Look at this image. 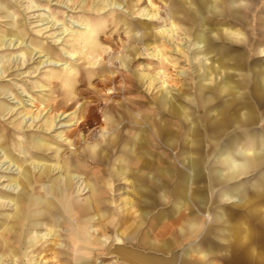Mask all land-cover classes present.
I'll return each mask as SVG.
<instances>
[{"label": "clouds", "instance_id": "clouds-1", "mask_svg": "<svg viewBox=\"0 0 264 264\" xmlns=\"http://www.w3.org/2000/svg\"><path fill=\"white\" fill-rule=\"evenodd\" d=\"M187 7L198 12L193 0ZM232 10L254 14L258 7L256 0H212V12ZM182 19L163 0L159 8L155 0H0V264H61L65 251L76 264H129L116 251L135 243L121 230L118 186L139 183L143 204L182 211L173 176L186 170L201 119L216 125L211 117L225 110L231 130L213 140L207 157L218 203L264 195L252 179H264V100L225 84L232 70L213 63L211 44L197 46ZM222 37L249 41L240 26L211 31L209 41ZM255 54L264 57V47ZM145 130L151 154L129 148L131 141L143 146ZM169 154L175 168L149 166L171 163ZM233 186L248 190L237 198ZM101 193L107 207L98 209L93 200ZM132 210L143 226L141 211ZM212 222L205 209L175 231L187 244Z\"/></svg>", "mask_w": 264, "mask_h": 264}, {"label": "rangeland", "instance_id": "rangeland-1", "mask_svg": "<svg viewBox=\"0 0 264 264\" xmlns=\"http://www.w3.org/2000/svg\"><path fill=\"white\" fill-rule=\"evenodd\" d=\"M163 2L170 4L173 14L178 19L183 17L181 23L187 25L195 33V42L198 40L197 35L205 34L207 36L205 43L201 44L206 46L211 44L209 50L213 53V63L218 64L220 68L232 70L225 77L224 82H235L241 89H250L254 98L258 97L264 100V94H258L256 91L258 79L264 75V57L255 54L261 47H264V4H261L260 0H256L258 10L254 11V14H240L235 10L216 14L211 11V8L208 9L207 4L201 0H193L198 5V12L188 9L187 0H163ZM222 2L227 4L230 0H222ZM155 3L157 8L161 7V0H155ZM226 26L243 28L249 36L248 43L237 45L223 37L219 42L209 41L211 31L221 32L222 28ZM254 103V99L250 101L251 105ZM261 110L264 111V109ZM217 116L223 120L224 124L216 129L202 118L197 134L190 138L194 140L197 152H191L190 148L184 154L186 164V157L189 153L198 159L197 175L190 176L185 164L186 170H181L173 176L174 181L178 184V189L183 193L182 211L178 213L173 207L159 204H143L138 194V189L141 188L139 183L127 187L118 186L119 194L116 197V203L119 205L117 211L121 213L120 219L125 218L131 223H138L132 208L136 207L141 211L143 226L140 224L139 228H135L134 233H130L133 241L139 240L145 230H148L150 240L156 245L169 239L176 240L169 249L151 248L145 251L146 255L160 259L161 264H264V253H262L264 252V195L239 204L219 205V193H214V189L219 188V185L215 182V177H212L208 171L207 157L215 146L213 140L222 139L225 133L231 130L233 124V118L228 110ZM214 117H211V120ZM150 127L151 124L146 125V129H150ZM136 131L139 132L140 129L137 128ZM145 133L152 137L150 130H146ZM237 135V133H233L229 137V141L235 139ZM135 143V141H131L129 146L139 153ZM152 146L154 148L153 144ZM179 147L180 145H177V148ZM176 150L173 149V151ZM111 160L112 151L109 152V161L111 162ZM168 160L171 163H166L164 159H157L150 163L158 164L159 168H175V160L171 154H169ZM252 179L257 181L258 187H264V179L259 176ZM189 185L194 186L191 196L187 195ZM233 187L236 188V191L231 192V195L237 198L240 196V192L248 190L247 187L244 189H239V186ZM196 192L197 195L194 196ZM128 199H130V203L127 202ZM106 207H102V209ZM205 209L213 212V222L206 228V234L198 241L184 244V237L175 231L176 224L186 216L195 215ZM121 230H125L124 225ZM178 244H183V247L178 248ZM253 247L257 252L255 258H252ZM201 251L208 255L206 261H200L197 258ZM76 259L72 251H65L61 264H76Z\"/></svg>", "mask_w": 264, "mask_h": 264}, {"label": "bare ground", "instance_id": "bare-ground-1", "mask_svg": "<svg viewBox=\"0 0 264 264\" xmlns=\"http://www.w3.org/2000/svg\"><path fill=\"white\" fill-rule=\"evenodd\" d=\"M201 1L207 4V8L208 9L211 8V4H212L211 0H201ZM199 37H200V39H199ZM206 37L207 36L205 34L204 35H200V36L197 35L196 38H198V40H196L195 43L198 44V45H200L202 42L205 43ZM259 65H261V64H259ZM111 79L112 78L109 76L108 77V81L111 82ZM225 84H228V82H225ZM256 91H257L258 94H264V75H261L260 79H258V83H257V86H256ZM212 120L217 121L216 125H211V127H213V128L217 129V128L221 127L224 124L223 120H220V117H218V116H215ZM145 132H146V130L141 133L142 140H143V146L142 147H138L137 144L135 143L136 144V148L139 149V153H141V154L147 153V152L151 153V151L153 150V146H152V143H151L152 142V137L150 135H148V133H145ZM189 143H194V146L191 148V152L196 153L197 152V147H196V144H195L194 140L189 139ZM150 144H151V146H149ZM129 148L130 149H134L133 147H130V146H129ZM186 160H187L186 168H187L188 172L190 173V176H196L197 175L198 159L196 157H194L192 155V153L191 154L189 153V154H187ZM149 166L152 167V168H159V165L155 164V163H150L149 162ZM128 191H129V189H128ZM196 195H197V192L194 193V196H196ZM131 198H132V196H131ZM197 198H198V196H197ZM127 202L130 203L131 202L130 199H128ZM105 206H107V203H106V200H105V198H103V195L101 193L93 200V207L98 208V209H102V207H105ZM86 212H87V209H85V213ZM120 223H121V225H124V229H125L124 232L127 233L128 235L130 233L129 231H131V233H133L135 231L134 228H135V226H137V224L140 225L139 222L138 223H134V222L131 223L129 220H125V218L120 219ZM132 239H133V237H132ZM142 245L143 244H142L141 238H140L139 240H136L135 243L131 244L129 247L118 248L116 251L122 257L127 259L130 264H161V260L152 258V257L142 253V251H139L138 248H141ZM262 253H264V252H262ZM81 264H87V262L82 261Z\"/></svg>", "mask_w": 264, "mask_h": 264}, {"label": "crops", "instance_id": "crops-1", "mask_svg": "<svg viewBox=\"0 0 264 264\" xmlns=\"http://www.w3.org/2000/svg\"><path fill=\"white\" fill-rule=\"evenodd\" d=\"M139 228L140 227V225H138L137 224V226H135V228ZM134 228V229H135ZM135 232V231H134ZM133 232V233H134ZM131 233V232H130ZM130 233H129V236L132 238V235H130ZM141 242H142V247L141 248H138V250L139 251H142V253H144L145 255H146V253H145V251L146 250H149V249H151V248H160V249H169L172 245H173V243L174 242H176V240L175 239H169V240H167V241H164V242H161V244L160 245H156L155 243H153L151 240H150V238H149V236H148V230H145V231H143V233H142V235H141ZM151 257V256H150ZM152 258H155V257H152ZM155 259H157V258H155ZM160 260V259H159ZM130 264V263H129Z\"/></svg>", "mask_w": 264, "mask_h": 264}]
</instances>
